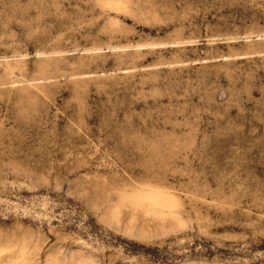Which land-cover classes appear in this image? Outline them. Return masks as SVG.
<instances>
[{"label":"rangeland","instance_id":"374dc122","mask_svg":"<svg viewBox=\"0 0 264 264\" xmlns=\"http://www.w3.org/2000/svg\"><path fill=\"white\" fill-rule=\"evenodd\" d=\"M0 264H264V0H0Z\"/></svg>","mask_w":264,"mask_h":264}]
</instances>
